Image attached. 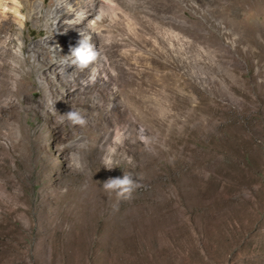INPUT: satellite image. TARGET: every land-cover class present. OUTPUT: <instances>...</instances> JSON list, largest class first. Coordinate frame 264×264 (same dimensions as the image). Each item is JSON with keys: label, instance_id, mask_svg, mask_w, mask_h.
Instances as JSON below:
<instances>
[{"label": "rangeland", "instance_id": "1", "mask_svg": "<svg viewBox=\"0 0 264 264\" xmlns=\"http://www.w3.org/2000/svg\"><path fill=\"white\" fill-rule=\"evenodd\" d=\"M77 1L0 0V264H264V0Z\"/></svg>", "mask_w": 264, "mask_h": 264}, {"label": "bare ground", "instance_id": "2", "mask_svg": "<svg viewBox=\"0 0 264 264\" xmlns=\"http://www.w3.org/2000/svg\"><path fill=\"white\" fill-rule=\"evenodd\" d=\"M13 1V0H12ZM82 1H85V0H78L75 4H79V2H82ZM90 1V10L93 9V6L96 5V6H99L101 10H103V6L105 4V0H89ZM92 5V6H91ZM75 6V5H73ZM175 6H177L174 1L173 3L170 2V3H166L165 4V7L169 10L173 9ZM0 8H1V2H0ZM9 6L5 5L3 6V11H0V15L3 16V15H6V14H9L10 13V10H9ZM23 8L22 7H19L17 8L16 10L19 11L20 13V16H22V18H24V14H21V10ZM66 9V8H65ZM61 10H64V9H61ZM59 10V11H61ZM79 10H83V8H79ZM138 11L137 9L135 10V12ZM81 19V23L83 24L84 22H86L89 17H79ZM6 22L11 25L12 24V21L9 18L5 19ZM104 20V18H103ZM11 23V24H10ZM71 26H69V28L72 29V32H71V38L72 39H76L78 38V34L76 32V29L79 28V26H82V24H76V23H70ZM85 28H88V29H91L92 28V24L88 23L86 26H84ZM54 38V35H51V38H50V41H52ZM68 42L70 43L69 46L71 45V40H68ZM64 52H69V49L67 48H64ZM56 65H59L58 62H55ZM77 64H80V63H77ZM175 74V73H173ZM172 77H170V80L168 79L167 83H166V86H165V91L167 90L170 94L175 91V90H178L177 88H181L182 90V93L181 94V97H188L189 99H193L190 95L191 92H188L185 88V85H186V82H181L179 81V76L178 74H175V75H171ZM139 79H135L134 76L132 77V91L134 93H140V96H136L135 98H132L134 101L135 100H140L141 99V96H142V91H143V84H144V80L142 79L141 81L137 82ZM133 95V94H132ZM181 106L177 105V109L179 110L178 112H176L174 115L175 116V119H174V122L172 124L169 125V132H175V131H178L180 133H184L185 132V129L188 127L189 125V122L192 120L193 118V114L189 111H186L184 112V108H180ZM159 149L160 151L162 152V150L165 149V151H170L171 148L169 147H161L159 146ZM164 160V159H163Z\"/></svg>", "mask_w": 264, "mask_h": 264}, {"label": "clouds", "instance_id": "3", "mask_svg": "<svg viewBox=\"0 0 264 264\" xmlns=\"http://www.w3.org/2000/svg\"><path fill=\"white\" fill-rule=\"evenodd\" d=\"M87 52V54H86ZM82 62L87 63L89 60L95 58V53H92L87 46L76 50L75 53ZM69 118L74 122L84 123V121L76 114V113H69ZM132 184V180L130 176H123V178H110L108 182H106L105 187L114 189V188H123L125 191H130V186Z\"/></svg>", "mask_w": 264, "mask_h": 264}]
</instances>
